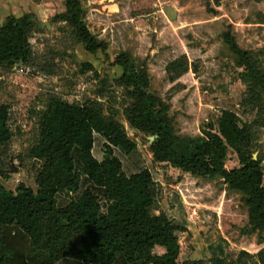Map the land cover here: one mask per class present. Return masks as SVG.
I'll return each instance as SVG.
<instances>
[{
  "label": "rangeland",
  "instance_id": "374dc122",
  "mask_svg": "<svg viewBox=\"0 0 264 264\" xmlns=\"http://www.w3.org/2000/svg\"><path fill=\"white\" fill-rule=\"evenodd\" d=\"M67 0H0V21L28 16L27 64L0 65V108L8 112L11 138L0 148L1 184L34 188L41 162L30 151L42 139L40 118L53 100L94 106L120 125L136 150L113 149L125 175L148 170L158 189L150 215L179 227L177 264H264V231L249 214L246 197L222 180L157 162L156 137L129 125L130 89L120 86L115 58L128 55L146 75V92L166 109L173 138L219 135L222 111L250 136L245 155L258 161L264 188V91L235 55L228 39L248 54V65L264 77V0H78L87 29L105 51L87 54L66 21ZM104 140L94 139L101 161ZM225 165L238 169L227 149ZM78 163L76 162V168ZM81 180V192L88 188ZM102 213V191L90 187ZM79 194L74 197L77 198ZM63 207L68 199L57 195ZM155 255H161L154 249Z\"/></svg>",
  "mask_w": 264,
  "mask_h": 264
},
{
  "label": "trees",
  "instance_id": "16d2710c",
  "mask_svg": "<svg viewBox=\"0 0 264 264\" xmlns=\"http://www.w3.org/2000/svg\"><path fill=\"white\" fill-rule=\"evenodd\" d=\"M67 22L87 54L105 51L87 29L78 0L65 3ZM28 16L9 17L0 25V65L27 64L31 58L27 31ZM235 55L264 91V77L248 65V54L238 50L228 39ZM120 70L117 83L130 89L133 103L128 110L129 125L156 137L152 152L157 162L209 179H219L232 191L246 197L249 214L264 231L263 173L257 160L245 155L250 136L235 123L234 115L222 111L218 120L219 135L175 139L166 109L157 110L146 92V75L137 72L126 54L115 58ZM8 112L0 108V148L11 138L7 128ZM42 139L30 151L32 160L41 162L33 177L34 188L19 183L7 190L0 182V264H14L23 248L7 237L14 228L28 244L26 257L36 264H56L70 259L81 264H177L179 227L165 217L150 215L158 189L148 170L125 175L113 149L131 155L135 145L123 128L106 119L94 106H74L53 100L40 118ZM104 140V156H93L94 137ZM233 149L240 167L225 165L227 149ZM76 162L78 167L76 168ZM0 177L6 178L5 175ZM102 191L105 211L90 189L81 193V180ZM79 194L77 198L74 196ZM57 195L68 199L57 204ZM162 248V255L153 253ZM23 259L19 260L22 263ZM16 262V261H15ZM221 264V260H211Z\"/></svg>",
  "mask_w": 264,
  "mask_h": 264
},
{
  "label": "crops",
  "instance_id": "0c3cea01",
  "mask_svg": "<svg viewBox=\"0 0 264 264\" xmlns=\"http://www.w3.org/2000/svg\"><path fill=\"white\" fill-rule=\"evenodd\" d=\"M96 137V136H95ZM94 137V139H95ZM99 137V136H97ZM100 138V137H99ZM102 139V138H100ZM93 153V152H92ZM92 186H88V188H85V189H90L92 191V189L90 188ZM84 189V190H85ZM81 193V188H80V192ZM7 237L11 239V243L12 244H15L14 246L16 247V243L19 244V247L20 248H23L22 249V252L19 253L15 258L14 260V264H36L34 263L32 260L28 259V257H26L27 253H28V244L27 242L22 238V236L18 233V231H16V229L14 228H9L8 231H7ZM155 249H159L161 251V255L164 253L163 249L162 248H155ZM23 259L22 263H19V260ZM16 261V262H15ZM56 264H81L77 261H73V260H70V259H64V260H61L59 261L58 263ZM115 264H125L123 261H122V258H119L116 260Z\"/></svg>",
  "mask_w": 264,
  "mask_h": 264
},
{
  "label": "water",
  "instance_id": "95a60500",
  "mask_svg": "<svg viewBox=\"0 0 264 264\" xmlns=\"http://www.w3.org/2000/svg\"><path fill=\"white\" fill-rule=\"evenodd\" d=\"M1 23H2V22L0 21V25H1ZM253 160H255V159H253Z\"/></svg>",
  "mask_w": 264,
  "mask_h": 264
}]
</instances>
